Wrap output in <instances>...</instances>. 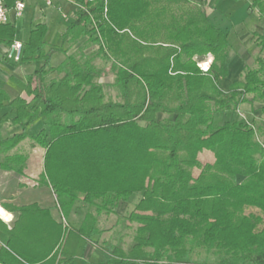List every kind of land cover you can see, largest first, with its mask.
Returning a JSON list of instances; mask_svg holds the SVG:
<instances>
[{
	"label": "trees",
	"instance_id": "obj_1",
	"mask_svg": "<svg viewBox=\"0 0 264 264\" xmlns=\"http://www.w3.org/2000/svg\"><path fill=\"white\" fill-rule=\"evenodd\" d=\"M249 2L264 17V0ZM79 3L60 45L47 49L46 23L31 28L21 62L38 64L25 82L14 78L26 96L10 99L0 88V109L12 107L1 121L13 115L11 122L23 128L0 139V154L31 138L46 150L42 180L56 193L64 216L80 194L97 210L88 212L80 228L55 224L60 261L72 264L102 233L98 215L142 192L126 217L138 224L129 247L94 241L109 262L264 264V144L253 124H215L218 113L264 102V33L258 67H246L243 80L224 90L220 80L228 74L232 46L198 1ZM16 33L15 23L0 25V46L12 45ZM84 37L110 62L118 100L107 99L96 81L104 69L64 48ZM57 53L65 58L54 65ZM209 53L214 60L204 72L193 58ZM52 73L57 76L48 80ZM38 120L46 128L32 136L28 127ZM204 150L214 153L213 163L201 162ZM2 163L21 173L25 156H6ZM14 232L0 247V264H40L15 248ZM201 248L207 254L196 258Z\"/></svg>",
	"mask_w": 264,
	"mask_h": 264
},
{
	"label": "crops",
	"instance_id": "obj_2",
	"mask_svg": "<svg viewBox=\"0 0 264 264\" xmlns=\"http://www.w3.org/2000/svg\"><path fill=\"white\" fill-rule=\"evenodd\" d=\"M6 1L9 6H12L15 0ZM52 1L56 3L59 0ZM26 2V10L29 9L31 14L24 21V36L19 38L16 33V41L23 43L28 42L31 28L36 23L41 22L48 25L49 19L57 14L52 9L53 7L45 3V0H26ZM36 2L42 4L40 13L45 15L41 16L43 19H39L40 17L37 16L38 12H35L34 5H36ZM208 5L210 10L207 14L218 27L228 34V39L232 46L228 55V74L220 80L221 88L228 90L234 82L243 80L244 70L247 67L245 61L252 56L253 50L245 48V44L252 46V41L255 39L257 40L255 46L260 48L257 56L261 51V39L259 36L264 33V17L260 16L257 8L250 7L249 0H208ZM236 9H240L242 12L241 17H236ZM10 15L12 23H16L19 18L16 20L13 12ZM35 19L37 20L34 21ZM46 40L48 43L47 49H49L53 45H60L62 38L60 37L57 42H53L46 36ZM7 48L8 45L6 44L0 46V88L8 93L10 99L17 96H26L24 89L14 78L25 82L26 76L36 68V66L32 65L35 63L18 62L8 57V59L3 60L1 57ZM30 67L34 68L31 71H26ZM262 108L260 111L263 110ZM11 109L12 107L9 104L1 108L0 118L6 113H10ZM231 112L239 116L236 113L238 111H228L222 112L223 114L218 113L219 119L222 121L224 119L222 115ZM246 115L251 116L253 114L246 112ZM12 117L13 115L6 122H2L0 119V139L2 137H12L23 131L21 125L11 122ZM251 118L253 119L254 117L252 116ZM43 128H46L43 122L38 120L28 127V132L34 136ZM45 151L44 147L34 143L31 138H26L9 152L0 154V247H6L9 244V230L14 229L13 245L19 252L30 256L35 262L40 264H63L60 261L61 254L56 241L55 224H61L63 227L69 224L80 228L88 212L97 214V210L94 206H90L89 203L84 201V194H80L69 215L67 217L64 216L56 193L50 185L42 180ZM14 154H23L25 156L24 168L21 173L15 169L4 167L2 163L5 161L6 156ZM30 206L35 208L28 211L26 209L23 210V208ZM41 210H46L48 214L42 213ZM103 213L98 215V227L102 230V233L95 235L93 240L107 243L110 241L115 244L117 242L108 239V227L103 226V222H107L108 213L106 211H103ZM94 241L87 243L81 255L74 256L72 264H120V260L117 258L109 262L108 253Z\"/></svg>",
	"mask_w": 264,
	"mask_h": 264
},
{
	"label": "rangeland",
	"instance_id": "obj_3",
	"mask_svg": "<svg viewBox=\"0 0 264 264\" xmlns=\"http://www.w3.org/2000/svg\"><path fill=\"white\" fill-rule=\"evenodd\" d=\"M200 3L201 7L208 12L210 10V6L208 5V0H196ZM41 5L38 2H36V5H34L35 12L39 19H43L41 17L42 15L45 16L44 14L40 13L41 10ZM53 7L57 14L56 16H52L49 21H48V27L49 31L47 34V37L49 40L53 42H57L60 37L62 38L63 33L65 32L67 26L70 24L73 18V14L75 13V6L74 4L70 6L67 0H59L58 2L53 1ZM236 17H241L242 12L240 9H236ZM30 10L27 9L23 15V17L19 18L17 20L16 28H17V34L19 38H22L24 36V21L28 19V16H30ZM35 19L34 21H36ZM47 20V19H46ZM61 33V34H60ZM254 39V38H253ZM86 37L82 38L77 42L76 44H71L66 42L64 44V48L67 49L68 54L71 53H76L77 56L79 57H88L92 60L93 64L96 66L97 69H104L105 73H103L102 77H99L96 79L97 82L103 85L104 93L106 95L107 99H113V100H118V90L114 87V80H115V74L110 72V62L100 53H98V45L92 42H85ZM236 40V39H235ZM257 40L254 39L252 41V46H249L245 44V48H250L252 49V56L249 58L247 61H245L247 67L251 68H257L258 64L256 63V56L258 51L260 50L259 47L255 46ZM62 42V41H61ZM234 44H236L235 41H233ZM245 43V42H244ZM82 47L78 49L79 46ZM264 56V51L262 53ZM3 60L8 59L6 57V51L1 57ZM65 58L64 53H57L54 55L53 58V64L57 65L60 63L63 59ZM195 61H197V65L199 66L200 63L205 62L209 65L211 60L213 62L214 60V55L211 53L207 55H195L193 58ZM1 61V59H0ZM38 63L32 64L33 66H37ZM34 67H30L26 71L33 69ZM57 76L56 73H52L48 75V80ZM252 96V95H251ZM264 106V102H255L254 104H245L240 108L239 110H236L237 114L239 116L235 115L234 112L231 113H224L222 115L224 119L221 121L219 119V114H216L215 116V124L220 125L221 123L225 121H238V122H246L249 124H253L255 126V131H256V138L257 140L264 144V110L260 111L261 108ZM244 108V109H243ZM247 113H251L253 115L247 116ZM223 114V113H222ZM164 116V115H163ZM254 117L253 119L251 117ZM34 146V145H33ZM28 147V146H27ZM199 159L203 164L205 163H213L215 160L214 153L210 150H204L203 152L200 153ZM194 175L197 176L200 172V169L195 168L194 169ZM242 177H239V180H241ZM142 197L141 192H135L133 193L128 200H121L118 204V206L115 208V211L112 212L111 214H107L108 218L106 221H104L103 226L108 227V239L111 241L115 242H120L122 243L124 248H128L129 245L132 242L133 236L135 234V229L137 228L138 224L137 223H131L127 220V215L134 209V206L139 202V200ZM257 212L256 209L254 208H248L247 212ZM104 216V213H103ZM104 219V218H102ZM207 254L206 250L204 248L197 249L196 250V258H203ZM211 258H215L216 254H211L209 255Z\"/></svg>",
	"mask_w": 264,
	"mask_h": 264
},
{
	"label": "built area",
	"instance_id": "obj_4",
	"mask_svg": "<svg viewBox=\"0 0 264 264\" xmlns=\"http://www.w3.org/2000/svg\"><path fill=\"white\" fill-rule=\"evenodd\" d=\"M69 4L75 6L80 5L79 0H67ZM45 3L49 6L53 5L52 0H45ZM27 7L26 0H15L12 6H9L6 0H0V25L12 23L11 21V12H13L15 19L22 17ZM75 14V13H74ZM74 16V15H73ZM23 42L16 41L8 46L6 50V57L10 59H14L15 61H21L22 59V50H23ZM205 62H202L199 64L200 68L207 72L210 68V65L212 63V60L209 65L205 66Z\"/></svg>",
	"mask_w": 264,
	"mask_h": 264
},
{
	"label": "bare ground",
	"instance_id": "obj_5",
	"mask_svg": "<svg viewBox=\"0 0 264 264\" xmlns=\"http://www.w3.org/2000/svg\"><path fill=\"white\" fill-rule=\"evenodd\" d=\"M204 65H205V66H207L208 64H207V63H205Z\"/></svg>",
	"mask_w": 264,
	"mask_h": 264
}]
</instances>
